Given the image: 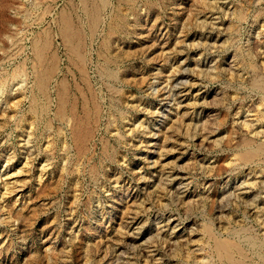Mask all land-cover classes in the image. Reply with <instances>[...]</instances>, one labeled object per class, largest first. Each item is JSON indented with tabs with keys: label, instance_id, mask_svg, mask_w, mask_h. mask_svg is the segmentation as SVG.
Listing matches in <instances>:
<instances>
[{
	"label": "rangeland",
	"instance_id": "rangeland-1",
	"mask_svg": "<svg viewBox=\"0 0 264 264\" xmlns=\"http://www.w3.org/2000/svg\"><path fill=\"white\" fill-rule=\"evenodd\" d=\"M262 145L264 0H0V264H264Z\"/></svg>",
	"mask_w": 264,
	"mask_h": 264
},
{
	"label": "bare ground",
	"instance_id": "bare-ground-1",
	"mask_svg": "<svg viewBox=\"0 0 264 264\" xmlns=\"http://www.w3.org/2000/svg\"><path fill=\"white\" fill-rule=\"evenodd\" d=\"M102 4L105 5L106 4V0H102ZM93 18L95 19V26L98 24V20L99 17L96 16V18L93 16ZM62 27L60 28V34L63 37V39L66 41V43H69V47H71V52L73 56L76 55V57L78 58V60L80 61V64L82 65L80 69H83L85 67H83V65L85 64V55L82 53V51H80V48H83L80 46L79 43H82L81 41L78 42L77 40V36L75 35L76 33L74 32V29L72 28L70 19L66 16H62ZM95 28V27H94ZM32 48V54L35 58V61L39 63L38 68L40 67V70H37L34 72V78H33V88L35 90H37L38 92L46 95L49 92V86L51 83V77L53 75V73L55 72L56 69V61L54 59V57H51V55H49L48 52V48H49V40L48 39H44V41H33V45H31ZM76 60V59H74ZM78 63V62H77ZM37 65V64H36ZM78 65V64H77ZM80 65V66H81ZM35 66V64H34ZM78 66V67H80ZM35 67V69H38ZM83 70H81L82 72ZM84 73V72H82ZM26 76V75H25ZM24 76V77H25ZM21 83V89L24 90V87L22 86L23 84H26V80L22 79L20 80ZM63 86V85H62ZM27 88V87H26ZM25 88V89H26ZM61 89V88H60ZM63 90H65L64 88H62ZM39 93V94H40ZM59 96V95H58ZM60 97V96H59ZM63 97V96H62ZM62 97H60L59 99V104H58V109L59 111H61L62 109L64 110V101L62 102ZM73 109V108H72ZM62 112V111H61ZM75 112V111H74ZM89 112V111H88ZM85 115V114H84ZM97 115V114H96ZM93 120V119H92ZM86 124V123H85ZM91 124V123H90ZM85 126V125H84ZM77 129V128H74ZM73 129V131H74ZM79 129V128H78ZM88 129V128H87ZM93 130V129H92ZM77 132H80L77 131ZM86 132H84L85 134ZM76 134V133H75ZM88 134V133H87ZM91 134V133H90ZM89 134V135H90ZM82 136V135H81ZM84 136V135H83ZM78 138V137H76ZM84 140V139H83ZM86 140V139H85ZM79 142V141H78ZM250 141H248L247 143H249ZM83 147V146H82ZM257 149L250 150L248 152H246L245 154L243 153V158L246 160H249L248 158L252 157L253 158V154L255 153H264V145L260 146L259 148L256 147ZM81 152V151H80ZM257 155V154H256ZM255 156V155H254ZM242 157V156H241ZM253 244V243H252ZM259 244V243H258ZM214 245L216 250L222 254L226 259H228L231 263L233 262V259L231 258V252H235V249H238L237 247H235L234 244H232L231 242H229L228 240L225 239H219V238H214ZM258 246V245H257ZM260 246V245H259ZM214 247V246H213ZM253 248V247H252ZM258 248V247H257ZM264 248V247H263ZM261 251V250H260ZM237 261V260H236ZM234 263V262H233Z\"/></svg>",
	"mask_w": 264,
	"mask_h": 264
}]
</instances>
